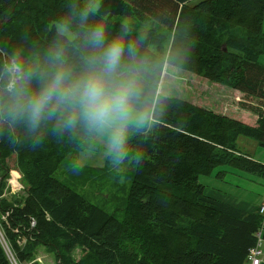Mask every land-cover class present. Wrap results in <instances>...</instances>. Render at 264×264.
<instances>
[{"label": "trees", "instance_id": "obj_1", "mask_svg": "<svg viewBox=\"0 0 264 264\" xmlns=\"http://www.w3.org/2000/svg\"><path fill=\"white\" fill-rule=\"evenodd\" d=\"M84 8L73 44L103 25L108 37L123 34L155 57L171 51L166 65L241 97L206 105L163 94L155 121L129 129L119 160L132 158L135 169L120 219L55 177L95 135L48 131L37 144L23 128L0 126V264H11L4 245L16 264H41L39 246L56 264H245L260 228L264 242V212L205 194L198 176L222 164L264 176V165L237 146L239 136L264 146V0H99L95 11L83 0H0V62L18 49L47 47L56 24ZM11 170L22 185L13 193Z\"/></svg>", "mask_w": 264, "mask_h": 264}, {"label": "clouds", "instance_id": "obj_2", "mask_svg": "<svg viewBox=\"0 0 264 264\" xmlns=\"http://www.w3.org/2000/svg\"><path fill=\"white\" fill-rule=\"evenodd\" d=\"M88 15L86 8L70 12L47 47L18 49L0 62V126L23 128L37 144L48 131L82 130L104 137L119 160L129 129L155 121L165 99L157 84L173 53L142 52L123 34L108 37L103 25L86 28L73 44V24Z\"/></svg>", "mask_w": 264, "mask_h": 264}, {"label": "rangeland", "instance_id": "obj_3", "mask_svg": "<svg viewBox=\"0 0 264 264\" xmlns=\"http://www.w3.org/2000/svg\"><path fill=\"white\" fill-rule=\"evenodd\" d=\"M98 2L99 0H83V3L92 11L97 9ZM262 30L264 31V16ZM73 37L74 34L71 32L68 39L71 40ZM258 62L264 65V55L259 56ZM160 82V90L163 94L194 99L195 104L205 103L209 105L214 97L216 101L230 105L228 103L235 104L234 102L241 97L240 92L225 85L208 82L206 79L195 76L188 71L166 64ZM199 92L206 94L201 95ZM200 96L202 97L201 99ZM244 138L248 139L243 137L239 140ZM238 148L244 154L252 156L257 162L264 163V146H256V150L252 146H238ZM62 166L63 169L55 174L56 178L74 188L88 201L105 212L113 213L118 219L121 218L135 169V163L132 162V158L124 161L113 158L107 147L106 139L95 135L87 141L86 145H83L77 152L70 155ZM219 171L225 172L220 175L218 174ZM7 180L11 193L20 189L19 173L16 170L10 171ZM198 181L205 186V193L211 196L218 192L221 195L220 197H231L235 201L242 199L249 205H258L261 201L264 202V176L232 165L222 164L215 166L210 176L199 175ZM13 183L16 185H13ZM4 217L3 215L1 218ZM260 247L263 251L264 242H261ZM4 249L11 264H13L12 261L16 264L12 253L6 245H4ZM36 253L35 259L41 264H56L52 252L43 246H39ZM72 255L77 258L80 255V249H74ZM262 256L260 255L259 257L261 258ZM261 260L258 264L261 263Z\"/></svg>", "mask_w": 264, "mask_h": 264}, {"label": "crops", "instance_id": "obj_4", "mask_svg": "<svg viewBox=\"0 0 264 264\" xmlns=\"http://www.w3.org/2000/svg\"><path fill=\"white\" fill-rule=\"evenodd\" d=\"M230 109H231V107H230ZM229 109V110H230ZM238 112H236L235 114H237ZM243 114L244 113H239L238 114V118H240L241 120H243L244 118H243ZM251 122H252V120H251ZM243 137H245V136H239L238 138H237V146H252L253 148H254V150H256V146H259V144L257 143V141L256 140H254V139H252V138H249V137H246V138H248V139H242V140H239L240 138H243ZM250 139V140H249ZM238 140H239V143H238ZM260 146H262V145H260ZM247 157H249V158H252L253 160H255L252 156H249L248 154L246 155ZM255 161H257V160H255ZM260 162V161H259ZM260 163H262V162H260ZM264 164V163H263ZM220 173V175H222L223 174V172H225V171H219ZM222 173V174H221ZM208 176H210V175H208ZM223 178H225V177H223ZM204 192H205V188H204ZM205 194H207V193H205ZM208 195V194H207ZM209 196H211V195H209ZM216 196V197H215ZM221 195L218 193V192H215L214 193V196H211V197H214V198H216V199H219V200H222V201H225V202H228V203H232V204H234V205H238V206H240V207H242V208H250V210L252 209H256L257 208V206H259L263 201H261L258 205H249L247 202H245V201H243L242 199L241 200H237V201H235V200H233L231 197L230 198H223V197H220ZM237 198H239L238 196H236ZM261 254L263 255L262 257H261V263L260 264H264V250L262 251V249H261Z\"/></svg>", "mask_w": 264, "mask_h": 264}, {"label": "built area", "instance_id": "obj_5", "mask_svg": "<svg viewBox=\"0 0 264 264\" xmlns=\"http://www.w3.org/2000/svg\"><path fill=\"white\" fill-rule=\"evenodd\" d=\"M259 212L263 213L264 212V203H262L259 206ZM34 224V221L32 222V225ZM261 228L258 229V231L256 232V244L250 248L248 255H247V261L245 262V264H258L260 259H259V254H260V245H261ZM12 263L14 264V261H12Z\"/></svg>", "mask_w": 264, "mask_h": 264}, {"label": "water", "instance_id": "obj_6", "mask_svg": "<svg viewBox=\"0 0 264 264\" xmlns=\"http://www.w3.org/2000/svg\"><path fill=\"white\" fill-rule=\"evenodd\" d=\"M226 48H225V45L223 46V50H225Z\"/></svg>", "mask_w": 264, "mask_h": 264}]
</instances>
